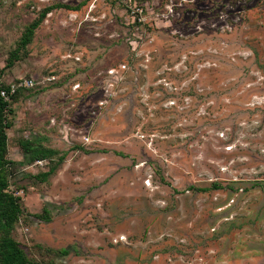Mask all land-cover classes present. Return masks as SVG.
I'll return each mask as SVG.
<instances>
[{
	"label": "rangeland",
	"instance_id": "obj_1",
	"mask_svg": "<svg viewBox=\"0 0 264 264\" xmlns=\"http://www.w3.org/2000/svg\"><path fill=\"white\" fill-rule=\"evenodd\" d=\"M32 78L9 157L46 138L66 161L44 183L17 168L29 258L264 264V0H0V82Z\"/></svg>",
	"mask_w": 264,
	"mask_h": 264
},
{
	"label": "trees",
	"instance_id": "obj_2",
	"mask_svg": "<svg viewBox=\"0 0 264 264\" xmlns=\"http://www.w3.org/2000/svg\"><path fill=\"white\" fill-rule=\"evenodd\" d=\"M63 7L72 8L69 5L58 3L46 6L39 11L33 22L26 27L17 44L9 52V57L4 67L5 70L13 69L29 56L28 46L33 42L36 30L45 21L49 13ZM32 80L34 79L32 78ZM9 84L0 82V91ZM31 91L32 89H20L10 100L4 99L0 93V264H41L29 258L20 243L12 236L23 215L22 198L10 190L18 178L16 177L19 174L17 168L19 166L23 168L22 170L25 171L26 177L32 181L44 183L55 175L66 161V153L43 144L46 138L35 140L30 138L21 139L19 145L23 152V160L16 162L9 157L10 137L8 130L13 126L12 120L9 118V114L13 111L12 104L21 98L24 99ZM39 162H45L44 166L39 167ZM33 167H36L37 171L28 173V168ZM14 179L15 181H13ZM214 185L219 188L217 183ZM37 217L47 222L51 220L48 209H44V213L37 215ZM59 253L67 255L69 251L62 249Z\"/></svg>",
	"mask_w": 264,
	"mask_h": 264
},
{
	"label": "built area",
	"instance_id": "obj_3",
	"mask_svg": "<svg viewBox=\"0 0 264 264\" xmlns=\"http://www.w3.org/2000/svg\"><path fill=\"white\" fill-rule=\"evenodd\" d=\"M35 85V81L32 79H18L11 82L6 88L1 89V96L10 100L20 89H31Z\"/></svg>",
	"mask_w": 264,
	"mask_h": 264
}]
</instances>
